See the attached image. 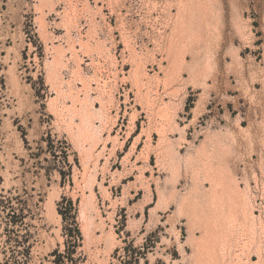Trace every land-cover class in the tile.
Segmentation results:
<instances>
[{
	"label": "rangeland",
	"instance_id": "rangeland-1",
	"mask_svg": "<svg viewBox=\"0 0 264 264\" xmlns=\"http://www.w3.org/2000/svg\"><path fill=\"white\" fill-rule=\"evenodd\" d=\"M58 254L264 264V0H0V264Z\"/></svg>",
	"mask_w": 264,
	"mask_h": 264
},
{
	"label": "bare ground",
	"instance_id": "bare-ground-1",
	"mask_svg": "<svg viewBox=\"0 0 264 264\" xmlns=\"http://www.w3.org/2000/svg\"><path fill=\"white\" fill-rule=\"evenodd\" d=\"M223 192V191H221ZM229 194V193H228ZM222 197V196H221ZM229 199V198H228ZM210 200V199H209ZM229 201V200H228ZM197 202V201H196ZM234 202V201H233ZM209 203V202H208ZM235 203V202H234ZM232 204V203H231ZM236 205V204H235ZM201 206V205H200ZM232 206V205H231ZM230 207V206H229ZM215 210V209H214ZM219 210V209H218ZM223 212V211H222ZM235 212V211H234ZM209 214V213H208ZM219 218V217H218ZM222 218V217H221ZM208 221V220H207ZM203 225V224H202ZM204 227V226H203ZM211 229V228H210ZM214 233V232H213ZM211 234V233H210ZM214 235V234H213ZM198 237V236H197ZM199 238V237H198ZM202 238V237H201ZM196 239V238H195ZM216 240V239H215ZM218 241V240H217ZM214 243V242H213ZM211 244V243H210ZM221 244V243H220ZM214 245V244H213ZM209 246V245H208ZM199 247V246H198ZM196 248V247H195ZM202 248V247H201ZM222 248V247H221ZM198 250V249H197ZM202 250V249H201ZM212 250V249H210ZM210 252V251H209ZM201 254V253H200ZM210 255V254H207ZM212 255V254H211ZM201 257V256H200ZM213 259V258H212ZM228 259V258H227ZM213 261V260H212ZM222 261V260H221ZM210 264V263H209Z\"/></svg>",
	"mask_w": 264,
	"mask_h": 264
},
{
	"label": "trees",
	"instance_id": "trees-1",
	"mask_svg": "<svg viewBox=\"0 0 264 264\" xmlns=\"http://www.w3.org/2000/svg\"><path fill=\"white\" fill-rule=\"evenodd\" d=\"M61 256H62L61 254L57 255L58 259L55 260L56 264H61L62 263Z\"/></svg>",
	"mask_w": 264,
	"mask_h": 264
}]
</instances>
